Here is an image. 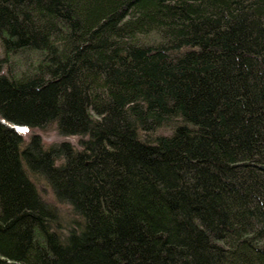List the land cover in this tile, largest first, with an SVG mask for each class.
<instances>
[{"label":"trees","instance_id":"1","mask_svg":"<svg viewBox=\"0 0 264 264\" xmlns=\"http://www.w3.org/2000/svg\"><path fill=\"white\" fill-rule=\"evenodd\" d=\"M0 264H264V0H0Z\"/></svg>","mask_w":264,"mask_h":264},{"label":"rangeland","instance_id":"2","mask_svg":"<svg viewBox=\"0 0 264 264\" xmlns=\"http://www.w3.org/2000/svg\"><path fill=\"white\" fill-rule=\"evenodd\" d=\"M35 55V53L29 55L32 61ZM18 130L23 135L25 143H28L32 139V137L37 136L39 141H41L45 147H49L62 142H69L75 147L79 148L82 139L79 135L60 134L55 124H51L43 128L18 126ZM32 177L35 183L37 184L38 189H40L43 197L51 204H55L57 206L63 225L68 226L71 220L73 219L71 207L66 204H59L55 201L52 189L45 178L38 175H33ZM70 225L72 224L70 223Z\"/></svg>","mask_w":264,"mask_h":264}]
</instances>
